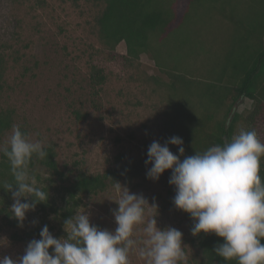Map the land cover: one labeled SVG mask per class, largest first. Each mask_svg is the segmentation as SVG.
<instances>
[{
	"label": "rangeland",
	"instance_id": "rangeland-1",
	"mask_svg": "<svg viewBox=\"0 0 264 264\" xmlns=\"http://www.w3.org/2000/svg\"><path fill=\"white\" fill-rule=\"evenodd\" d=\"M171 6L176 26L167 37L165 66L168 69L179 62L187 76L201 78V70L208 72L216 61L213 54L202 55L201 49L224 44L226 29L213 26L207 5L200 0H171ZM100 8L88 0H0V53L6 59L0 112L12 116L11 129L0 146L7 143L16 125L31 140L42 142L44 147L55 146L64 171L102 173L130 163V171L119 183L131 193L142 194L150 205H157V209L146 206L145 221L156 216L159 228L180 230L188 264H201L189 242V221L173 203L171 170L152 180L146 175L150 165L145 164L153 141L163 145L177 136L171 130L174 116L183 124L192 113L196 119L199 115L187 97H176L180 102L173 107L174 97L165 85L170 78L151 53L142 54L130 65L124 59V42L113 52L103 44L95 22ZM93 67L104 71L102 85L91 83ZM252 107V101L242 99L236 109L248 114ZM256 132L264 140V119L258 122ZM169 148L176 154L175 145L169 144ZM37 172L48 176L41 166ZM117 199L113 186L86 200L79 212L88 211L92 224L114 231L117 225L112 210L118 209ZM40 221L36 210L26 214L23 226L16 220V226L2 227L0 220V257L22 256L28 243L41 237L23 243L14 241L12 234L25 236ZM145 226L137 225L134 230L132 238L138 244L130 252V264H147L138 255L146 239Z\"/></svg>",
	"mask_w": 264,
	"mask_h": 264
},
{
	"label": "trees",
	"instance_id": "trees-1",
	"mask_svg": "<svg viewBox=\"0 0 264 264\" xmlns=\"http://www.w3.org/2000/svg\"><path fill=\"white\" fill-rule=\"evenodd\" d=\"M88 1L101 7L95 22L100 39L107 48L113 52L124 42L127 47V57L124 59L130 65L142 54L151 53L158 67L170 78L165 85L174 97L171 102L173 107L183 97L192 103L191 107L199 119L190 110L187 114L192 113L190 116H193H188L186 123L193 125L182 124L176 114L171 121V130L184 141L185 156L203 153L212 146H222L225 141L230 142L241 129L256 131L258 122L264 119V0H200L201 4L204 2L207 5L213 26L226 29L228 35L227 41L221 46L212 45L201 49L202 55L213 54L216 59L215 63L210 64L208 72L201 70V78L187 76L179 62L168 69L165 66L169 57L165 51L167 37L176 26L170 13L173 10L171 0ZM203 65L206 67L205 62ZM5 66L6 59L0 53V97L6 74ZM92 70L91 83L102 85L106 79L104 71L99 67H93ZM242 99H249L253 103L248 114L237 112V105ZM11 118L9 113L0 112V141L5 132L11 129ZM178 147L175 145L176 155L179 156ZM44 148L48 155L44 159L34 155L29 164V174L35 179L36 187L48 194V200L35 207L41 218L40 224L25 236L14 232L12 239L16 242L26 243L34 236L40 237L44 225L48 226L51 233H55V238H66L65 220L85 207L86 200L115 186L132 167L130 163H125L93 174L79 169L64 171L57 161L55 146ZM180 159L182 161L184 156H180ZM38 166L45 168L48 176L37 172ZM260 175L264 181V157L261 158ZM9 183L14 184L11 166L7 157L0 153L2 227L17 225L9 211L14 202L12 194L5 190V184ZM181 211L189 221V242L201 264H238L235 259L227 261L213 251L224 242L223 238L204 233L193 236L191 228L194 220L189 213ZM261 242L264 243V240Z\"/></svg>",
	"mask_w": 264,
	"mask_h": 264
},
{
	"label": "clouds",
	"instance_id": "clouds-1",
	"mask_svg": "<svg viewBox=\"0 0 264 264\" xmlns=\"http://www.w3.org/2000/svg\"><path fill=\"white\" fill-rule=\"evenodd\" d=\"M169 144L179 146V156ZM183 144L178 136L163 145L153 141L145 161L150 165L147 177L159 180L171 170L173 203L194 220L192 235L223 238L213 250L216 255L227 261L235 259L238 264H264V181L260 175L264 142L255 130L241 129L230 142L203 153L185 156ZM0 153L7 157L14 178V184H5L14 200L9 211L23 226L26 214L48 200V194L36 187L29 174L33 156L44 159L48 153L42 142L31 140L16 125L7 143L0 146ZM180 156H184L182 161ZM114 187L119 194L114 201L118 209L112 210L117 225L114 231L92 224L88 211H78L64 222L66 238H55L44 225L41 238L31 240L22 256H2L0 264H130V252L138 244L132 238L134 230L145 223L146 239L138 255L147 264H188L183 233L171 226L159 228L156 216L145 221L146 206L157 209V205H150L142 194L131 193L119 182Z\"/></svg>",
	"mask_w": 264,
	"mask_h": 264
}]
</instances>
